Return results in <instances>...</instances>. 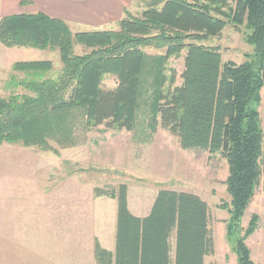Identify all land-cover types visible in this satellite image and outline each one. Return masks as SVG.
I'll return each mask as SVG.
<instances>
[{
	"label": "trees",
	"instance_id": "16d2710c",
	"mask_svg": "<svg viewBox=\"0 0 264 264\" xmlns=\"http://www.w3.org/2000/svg\"><path fill=\"white\" fill-rule=\"evenodd\" d=\"M125 13L116 30L80 32L41 11L0 19L4 46L58 51L62 62L56 73L51 60L13 65L11 94L0 95V145L59 155L86 142L99 125L132 131L142 116L151 134L161 125L184 149L227 160V234L238 264H256L246 240L258 230L260 215L246 228L242 223L263 175L264 0H152L138 15ZM230 24L247 29L258 59L247 54L240 64L224 62L220 47L205 43ZM77 46L85 52L77 53ZM185 50L176 85L178 74L168 64ZM107 76L117 79L115 87L104 88ZM95 195L118 201L116 248L97 240V264H206L215 252L210 207L193 192L161 189L146 216L129 209L126 184L97 187Z\"/></svg>",
	"mask_w": 264,
	"mask_h": 264
},
{
	"label": "rangeland",
	"instance_id": "374dc122",
	"mask_svg": "<svg viewBox=\"0 0 264 264\" xmlns=\"http://www.w3.org/2000/svg\"><path fill=\"white\" fill-rule=\"evenodd\" d=\"M72 30L92 29L79 25L73 26ZM246 32L245 27L238 30L230 24L220 37L205 43L219 46L224 62L240 64L247 59V54L258 59L254 47L247 42ZM76 52L84 53L85 50L77 46ZM186 55L187 50L169 61L168 69H175L178 74L176 85L182 83ZM30 60L53 61L55 73L62 68L58 51L10 48L0 43L1 96L11 94L8 82L16 73L13 65ZM116 85L114 76L105 78L104 88ZM16 91L24 92L21 88ZM262 98L259 110L264 119V88ZM139 121L141 124L132 131L99 125L89 132L86 142L62 148L59 155L22 145L0 146V264H82L93 257L96 238L102 246L113 249L118 201L108 196H96L95 189H118L122 184L128 186L129 209L138 216L150 213L159 191L164 188L201 196L210 207L215 243V252L206 257V264H238L234 241L227 234L230 215L223 207L231 201L226 185L227 160L220 154L211 156L209 151L184 149L180 139L161 125L151 134L142 126V116ZM17 163L29 165L24 176H18L17 172L22 173L23 168L15 170ZM262 168L261 182L242 223L246 228L253 214L260 215L258 230L246 240L256 264H264V155ZM68 189L78 199L69 202L68 209L74 212V218L61 215L51 218L59 224L65 220L70 222L64 232L34 233L31 227L42 229L34 225L28 227L34 224L35 212L40 211L35 209L36 203L11 200L43 195L40 203L44 208L50 203L55 204L54 195L65 196ZM73 194H69L70 197ZM22 221L27 222V227ZM20 229L27 232H17ZM172 241L176 244L175 237Z\"/></svg>",
	"mask_w": 264,
	"mask_h": 264
},
{
	"label": "crops",
	"instance_id": "0c3cea01",
	"mask_svg": "<svg viewBox=\"0 0 264 264\" xmlns=\"http://www.w3.org/2000/svg\"><path fill=\"white\" fill-rule=\"evenodd\" d=\"M151 1L152 0H0V19L11 14L41 11L50 16L65 20L71 27L82 25L89 27L92 30H116L119 27L120 20L126 14V9L134 15H138L149 3H151ZM14 165L15 164H12V166ZM17 168H23L22 173L17 172V174L18 176L19 174H23L22 176H24L26 169L30 167L28 164L17 163L15 170H17ZM66 193L68 195H54L56 198L54 199L55 204H48V206L44 207L47 209H44L43 205L40 203L43 201V195L30 197L31 199L28 198L23 200L22 198L21 200H11L23 201L24 203L32 201L36 203L35 209H39L40 211L38 214L35 212L36 216L34 224L31 223L28 227L34 225L35 228L42 229L33 230V227H31V230L34 233L51 232L52 230L53 232H64L68 230L67 225H69L70 222L65 220V222L59 224L53 222L51 218L56 217L57 215H61L60 217L71 216L74 218V212L68 209L69 202H74L78 199L75 197V194H73V191L68 189ZM69 194H73L74 196L70 197ZM51 202L53 201L51 200ZM58 207H60V211H58ZM22 224L27 227V222L22 221ZM55 228L58 230H55ZM12 232L15 231L13 230ZM17 232H27V230L20 229L17 230ZM97 240L98 239L96 238L94 242L93 257L87 259V261L85 260L82 264H97L95 258V244ZM172 244L175 252L176 244ZM115 248L116 245L110 250H115Z\"/></svg>",
	"mask_w": 264,
	"mask_h": 264
}]
</instances>
